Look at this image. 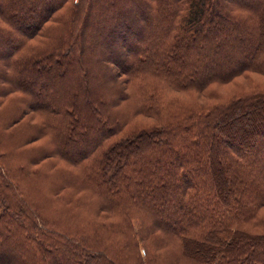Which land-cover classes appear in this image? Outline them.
<instances>
[{"label":"trees","instance_id":"trees-1","mask_svg":"<svg viewBox=\"0 0 264 264\" xmlns=\"http://www.w3.org/2000/svg\"><path fill=\"white\" fill-rule=\"evenodd\" d=\"M0 20V264H264V0Z\"/></svg>","mask_w":264,"mask_h":264},{"label":"rangeland","instance_id":"rangeland-1","mask_svg":"<svg viewBox=\"0 0 264 264\" xmlns=\"http://www.w3.org/2000/svg\"><path fill=\"white\" fill-rule=\"evenodd\" d=\"M0 25L4 26V27H6V25L12 26L11 24H8L7 22H5L3 20H0ZM223 56H226V55L223 53ZM123 78H124V76L120 75V79H123ZM252 82L260 84V85H264V75L253 72V73H249L248 76L247 75L246 76H238L237 78H235L234 80H232L228 83L218 85L217 89L221 93L227 95V94H231L237 90H246V89L249 90V87H250ZM19 94L20 93L16 92V93H14V96H17ZM5 99L6 98L4 97L1 100L4 101ZM6 101H8V100H5V102ZM27 117H29V116L26 115L25 118H27ZM32 119L35 121H38V118L34 117L33 115H32ZM86 141L81 142V145H80L81 148H83L84 145L85 146L89 145V143ZM46 143H47L46 139H41V140H37L34 142V144H36V145L37 144H46ZM142 253H143V251H142Z\"/></svg>","mask_w":264,"mask_h":264}]
</instances>
